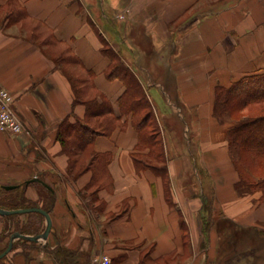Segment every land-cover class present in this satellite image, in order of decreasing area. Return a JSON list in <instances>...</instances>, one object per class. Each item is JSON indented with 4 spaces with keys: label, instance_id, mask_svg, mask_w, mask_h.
<instances>
[{
    "label": "crops",
    "instance_id": "obj_1",
    "mask_svg": "<svg viewBox=\"0 0 264 264\" xmlns=\"http://www.w3.org/2000/svg\"><path fill=\"white\" fill-rule=\"evenodd\" d=\"M7 1L0 0L1 10ZM15 1L26 15L11 23L0 16V87L14 95L24 130L0 131V197L2 188L10 190L4 186L33 177L56 197L48 237L17 238L0 264H90L102 254L112 264H264L261 193L236 190L228 125L213 116L216 85L264 70V0ZM33 27L37 37L51 35L80 59V73L118 114L126 85L107 76L111 60L103 40L120 55L154 107L170 193L160 176L137 169L133 154L147 150L138 148L139 133L123 117L122 127L94 142L96 151L110 155V183L99 197H81L93 171L76 179L68 173L57 132L67 117H84L86 107L74 104L64 66L44 51ZM166 116L184 129L186 150L175 146ZM206 181L213 197H201ZM25 195L46 208L47 191L40 184H26ZM26 214L0 215V233H14ZM42 223L40 232L44 215Z\"/></svg>",
    "mask_w": 264,
    "mask_h": 264
},
{
    "label": "trees",
    "instance_id": "obj_2",
    "mask_svg": "<svg viewBox=\"0 0 264 264\" xmlns=\"http://www.w3.org/2000/svg\"><path fill=\"white\" fill-rule=\"evenodd\" d=\"M2 10L5 12L4 19H8L9 23L21 20L26 15L25 10L15 0H8ZM33 28L32 35L37 37L39 33L36 27ZM37 39L40 40V45H44V51L52 56L58 65L64 66V71L72 83L74 104H83L86 107L84 117H76L73 121L67 117L58 127L57 138L62 144V151L69 158L68 173L76 179L82 173L92 170L93 176L86 190L92 192L90 197H99L98 192L111 181L108 169L110 155L95 150V139L100 135L111 136L118 127H122V118L126 117L131 119L132 125L139 133L138 148L147 150L133 154L137 169L150 170L160 176L166 185L167 193H170V179L161 127L154 107L137 76L111 48L108 41L103 40L104 54L111 60L106 74L110 79H121L126 85V91L118 100L119 114L111 101L92 84L90 78L80 73L81 69H85L80 59L69 48L62 47L49 34L41 35ZM85 78L88 85L81 84ZM251 108L258 109L257 113L248 112L244 117L235 114L236 111L241 113L246 109L250 111ZM213 116L220 124L229 125L226 140L231 161L238 172L236 190L242 194L260 192L261 202L264 203V176H262V170H258L264 169V70L244 75L229 86L216 85ZM86 147H90L92 153L87 161L83 160ZM246 154L255 161V164L259 166L258 169L250 166L245 157ZM35 184H40L47 191L48 200L44 206L45 209H51L56 197L53 188L41 182L29 183V185ZM25 188L26 182L14 189L2 188L5 195L4 199L0 198V206L6 209L38 206V202L26 197ZM204 208L211 209L207 203ZM18 215L12 214L5 217ZM42 221L41 213H28L23 222L14 224V231L32 235L39 233L42 230ZM12 233L1 232L0 242ZM24 241L28 240L24 239ZM6 248L7 246L0 248V254ZM2 260L0 259V263Z\"/></svg>",
    "mask_w": 264,
    "mask_h": 264
},
{
    "label": "rangeland",
    "instance_id": "obj_3",
    "mask_svg": "<svg viewBox=\"0 0 264 264\" xmlns=\"http://www.w3.org/2000/svg\"><path fill=\"white\" fill-rule=\"evenodd\" d=\"M4 11H6L5 9H4ZM3 10H1V12H0V16H2V15H4L5 14V12H4ZM121 15H123L122 17H121ZM121 15H119V17L120 18H124V14H121ZM2 19H3V17L1 18V20L0 21H2ZM13 20H14V18H13ZM16 21H19V20H16ZM16 21H13V22H16ZM13 24H16V23H13ZM19 28V30H22L21 32H24V33H27L28 32V29H26L27 28V26H25V27H23L22 25L21 26H18ZM14 31H17V27H13L12 28ZM112 48V47H111ZM114 50V49H113ZM76 75V74H75ZM74 75V76H75ZM81 76V75H80ZM80 76H79V78H80ZM82 83H87V85H88V81H87V79L85 78L84 80H82V82H81V84ZM80 84V83H79ZM80 84V85H81ZM257 111H258V109H256V108H251L250 109V111L249 110H244L243 112H241V113H239V112H235V114L237 115V116H239V117H244V116H246V114L248 113V112H250V113H257ZM167 118H166V120H167V123L168 124H171L170 125V129H171V131H172V134H173V140H174V143H175V146H177V148L180 150V151H183V150H186V144H187V139H186V135H185V132H183V130L184 129H182V132H180V130H179V126H178V122L177 123H173L174 121L172 120V121H170L169 120V118H168V116H166ZM228 125V124H227ZM229 126V125H228ZM169 128V127H168ZM177 130V131H176ZM84 151L86 152V154H85V157H84V159L83 160H85V161H87L88 159H90V157L92 156V153H91V150H90V147H86V149H84ZM83 151V152H84ZM87 151H88V154H87ZM84 152V153H85ZM87 155V156H86ZM246 158H247V162H249V164H250V166L254 169H258V165L257 164H255V161H253L252 159H251V157L250 156H248L247 154H246V156H245ZM259 171H261L262 170V176H264V169H258ZM198 172V171H197ZM206 177H205V174L203 173V179H205ZM196 179H197V176H196ZM201 187L202 186H200V190H201ZM204 191L202 192L203 194L201 195V197H213V193H212V188L208 185V182L206 181L205 183H204ZM83 193H81V197H90V194L92 193L91 191H88L87 192V190H83L82 191ZM1 199H4V197H0ZM43 224V223H42ZM44 225V224H43ZM43 225H42V227L41 228H43Z\"/></svg>",
    "mask_w": 264,
    "mask_h": 264
},
{
    "label": "built area",
    "instance_id": "obj_4",
    "mask_svg": "<svg viewBox=\"0 0 264 264\" xmlns=\"http://www.w3.org/2000/svg\"><path fill=\"white\" fill-rule=\"evenodd\" d=\"M14 101V95L0 87V131L19 134L24 130V122L14 109ZM90 264H112V259L106 254L97 255Z\"/></svg>",
    "mask_w": 264,
    "mask_h": 264
},
{
    "label": "water",
    "instance_id": "obj_5",
    "mask_svg": "<svg viewBox=\"0 0 264 264\" xmlns=\"http://www.w3.org/2000/svg\"><path fill=\"white\" fill-rule=\"evenodd\" d=\"M30 182H41L44 185L48 186L40 177H33L29 180L26 181V184H29ZM18 185H6L4 186L6 189H13L17 187ZM49 187V186H48ZM31 212H37L41 213L44 215L46 219V224L45 228L42 232L38 234H25L21 231H15L12 233L9 239V244L7 248L0 254V259L6 256L14 247L15 240L17 238H24V239H29L32 241H39L42 239H46L50 233L51 227H52V217L50 214V211L47 209H44L40 206H31V207H26V208H17V209H6L0 206V215H12V214H25V213H31Z\"/></svg>",
    "mask_w": 264,
    "mask_h": 264
}]
</instances>
